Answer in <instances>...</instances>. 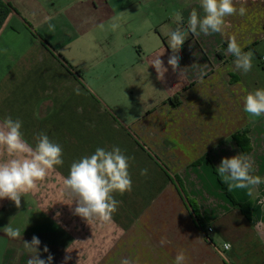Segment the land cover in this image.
<instances>
[{
    "label": "crops",
    "instance_id": "crops-1",
    "mask_svg": "<svg viewBox=\"0 0 264 264\" xmlns=\"http://www.w3.org/2000/svg\"><path fill=\"white\" fill-rule=\"evenodd\" d=\"M2 1L12 11L0 30V121L19 118L22 130L36 120L37 53H47L49 62L58 61L66 73L73 72L68 65L90 63L92 85L84 83V75L79 80L113 118L106 123L121 129L127 143L134 140L163 169L149 200L148 185L143 193L140 186L114 194L120 204L111 222L88 224L74 215L63 184L54 189L45 179L43 200L38 189L24 194L19 208L0 200V229L11 223L21 229L23 240L38 237L40 258L51 254L52 264H63L66 255L71 257L67 264H120L123 258L174 264L179 251L186 264H264V182L251 191H230L216 171L222 158L244 154L254 161L252 174L264 180V116L252 122L243 110V97L264 88V0H236V7L243 4L247 12L228 17L231 28L223 35L190 33L177 53L176 71L167 63L172 52L165 26L175 27L171 15L177 10L185 25L192 8L202 16L199 0ZM232 37L243 51L254 53L247 74L235 68V58L225 50L224 59L218 56ZM163 47L168 71L160 81L149 64ZM152 83L157 91L150 94ZM133 91L140 101L130 103ZM99 96H123L129 106L110 109ZM147 97L154 100L147 103ZM6 158L0 150V160ZM71 164L59 168L62 180ZM188 199L197 205L200 220ZM162 237L168 243L162 245ZM226 243L231 247L224 251ZM28 258L22 241L0 231V264H27Z\"/></svg>",
    "mask_w": 264,
    "mask_h": 264
},
{
    "label": "clouds",
    "instance_id": "clouds-1",
    "mask_svg": "<svg viewBox=\"0 0 264 264\" xmlns=\"http://www.w3.org/2000/svg\"><path fill=\"white\" fill-rule=\"evenodd\" d=\"M199 6L203 11L201 16L196 8L189 13L187 24L181 11H174L171 15L174 28L165 26L164 35L167 37V46L172 54L168 58V65L173 71L179 66L180 57L177 54L191 33L194 36L224 34L231 28L228 17L234 15L244 16L247 8L241 4L236 7V0H199ZM51 20V17L46 18ZM49 30L54 31L55 25L49 23ZM116 27V25H113ZM165 48L159 51L151 59L150 64L155 68L157 79L164 81L168 68L164 66L161 57ZM226 53L232 55L237 70L247 74L253 67L252 51H243L235 37L227 41ZM184 75V69L180 70V78ZM75 93L80 94L79 88ZM244 112L248 114L250 121L264 116V88H257L248 92L243 97ZM82 109H78L81 111ZM22 121L12 119L10 116L0 121V150L6 153L7 158L0 160V200L8 199L15 206H21V198L24 194L38 188V182L44 181L50 172L55 171L56 166H62V147L53 142L47 133L39 132L34 136L35 144H30L21 131ZM129 157L118 147L110 150L97 147L95 152L84 156L70 165L69 174L63 177V190L72 203L75 204L74 215L84 219L88 224L93 222H111L113 214L118 210L120 201L114 197L115 193L124 194L130 192L132 179L129 172ZM254 161L250 156L239 154L231 158H222L216 169L223 183L229 190L255 189L264 180L260 176L253 175ZM148 170L141 169L142 176L147 175ZM59 215V213H57ZM12 240L22 241L23 249L29 254L27 264H52L53 256L48 255L47 260L40 258L38 251L41 241L33 236L31 242L23 240L21 229L13 227L11 223L0 229ZM168 243L165 237L161 238V244ZM224 247L229 249L230 244ZM45 253L49 252L47 246ZM71 259L65 256L63 264ZM186 255L179 251L175 256L174 264H186ZM120 264H137L132 258H123Z\"/></svg>",
    "mask_w": 264,
    "mask_h": 264
},
{
    "label": "rangeland",
    "instance_id": "rangeland-1",
    "mask_svg": "<svg viewBox=\"0 0 264 264\" xmlns=\"http://www.w3.org/2000/svg\"><path fill=\"white\" fill-rule=\"evenodd\" d=\"M47 55L45 52L42 54L37 53L36 120L29 121L27 128L21 130L25 138L34 145L36 133H47L53 142L62 147L63 165L66 166L76 161L75 156L77 154L89 156L95 152L97 147L110 150L113 146H118L125 155L134 157L130 160L129 167L133 190L142 186L143 193L145 185H148L146 195L147 200H149L152 197V188L155 190V187L160 183L157 171L159 168L163 169L162 166L148 155L142 146L135 144L134 140L127 143L122 134L118 133L121 129L109 127L106 122L107 120L113 122V118L108 117V114L102 108L103 105L88 93L73 72V74L71 71L66 73L62 65L54 59L49 62ZM74 68L80 71L81 76L84 75L83 81L85 84L92 85L94 67L90 63L87 66L74 65ZM135 84L139 85V82ZM76 88L80 90L79 95L74 91ZM148 88L147 93L151 94L157 91L154 83ZM40 90L43 92L40 93ZM133 92L134 96H131L130 103L133 100L140 101L138 92ZM99 97L103 101L102 103L110 109H113L116 105L120 108L129 106V102H125L123 96L111 97L110 99L106 96ZM117 99H119L118 103ZM150 100L154 99H148L147 97V103H150ZM114 101L117 104L113 103ZM78 109L82 110L78 111ZM66 154L70 156L67 158L68 160L65 158ZM59 168L61 166H56L55 171L51 172V175L46 178V182L51 183L54 189L63 184V180L59 175ZM145 168L148 170L147 175L142 176L140 171ZM44 188L45 182H38L37 189L40 192L37 195L41 200H43Z\"/></svg>",
    "mask_w": 264,
    "mask_h": 264
},
{
    "label": "trees",
    "instance_id": "trees-1",
    "mask_svg": "<svg viewBox=\"0 0 264 264\" xmlns=\"http://www.w3.org/2000/svg\"><path fill=\"white\" fill-rule=\"evenodd\" d=\"M11 11H12L11 5L9 3H5L2 0H0V30H1L2 26L4 25L6 19L10 15ZM226 48H227V43L223 44V46L221 47V49H219V51H218V56L221 59H224V56L222 55V51H224V50L226 51ZM62 60H63L64 63H66V61L63 58H62ZM68 67H69V69H72L73 70V72L75 73V75L78 78V80L82 78V76H81V74H80L79 71L75 70L74 68H72L69 65H68ZM179 184H180L181 188L183 189L184 193H186L185 192V189H184V186H183V183L181 182V180H179ZM188 201H189V203H190V205H191V207L193 209V213L197 217V220L198 219L200 220V215H199V210H198L197 205L191 199H188Z\"/></svg>",
    "mask_w": 264,
    "mask_h": 264
},
{
    "label": "built area",
    "instance_id": "built-area-1",
    "mask_svg": "<svg viewBox=\"0 0 264 264\" xmlns=\"http://www.w3.org/2000/svg\"><path fill=\"white\" fill-rule=\"evenodd\" d=\"M263 59H264V58H263ZM211 230H212V229L210 228L209 231H211ZM227 244H228V243H227ZM224 245H225V244H224ZM224 245H223V250H224V251H227V250L230 249V248H229V249H226V248L224 247Z\"/></svg>",
    "mask_w": 264,
    "mask_h": 264
}]
</instances>
